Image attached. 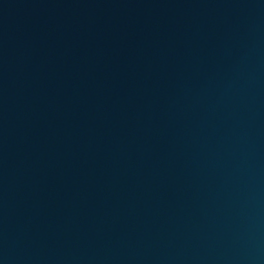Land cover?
<instances>
[{
    "label": "water",
    "instance_id": "1",
    "mask_svg": "<svg viewBox=\"0 0 264 264\" xmlns=\"http://www.w3.org/2000/svg\"><path fill=\"white\" fill-rule=\"evenodd\" d=\"M0 264H264V0H0Z\"/></svg>",
    "mask_w": 264,
    "mask_h": 264
}]
</instances>
